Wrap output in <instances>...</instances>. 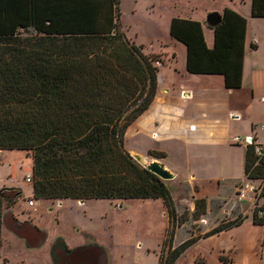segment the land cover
<instances>
[{
    "label": "trees",
    "instance_id": "1",
    "mask_svg": "<svg viewBox=\"0 0 264 264\" xmlns=\"http://www.w3.org/2000/svg\"><path fill=\"white\" fill-rule=\"evenodd\" d=\"M119 6V0H0V152L22 151L31 159L33 200H160L169 226L156 264H174L196 239L172 249L173 230L187 217L175 213L164 181L124 147L126 130L154 99L158 68L155 57L119 30ZM250 15L264 18V0H251ZM216 19L211 48L197 21L172 18L169 36L185 47L189 74L221 76L224 87L235 90L246 20L229 8L210 22ZM147 156L165 154L149 150ZM263 169L264 157L248 145L244 176L257 178ZM4 190L0 220L11 216L1 213L2 202L9 208L22 197L18 189ZM204 212L205 201L196 200L192 218ZM241 222L221 223L204 236ZM99 252L69 250L61 239L50 250L52 264H96Z\"/></svg>",
    "mask_w": 264,
    "mask_h": 264
},
{
    "label": "crops",
    "instance_id": "2",
    "mask_svg": "<svg viewBox=\"0 0 264 264\" xmlns=\"http://www.w3.org/2000/svg\"><path fill=\"white\" fill-rule=\"evenodd\" d=\"M228 2L229 5L221 3L205 11V23L192 16L175 17L199 22L207 48L213 44V33L209 29L212 25L206 23L209 14L218 15L224 8H229L246 20L240 88L226 89L223 78L218 75H196L186 71L185 47L169 36V24L175 18L172 17L168 23V36L184 49L181 69L186 78L184 81L162 80L160 70L164 67L169 66L173 73L178 71L173 64L175 54L169 51V44L160 45V49L155 52L162 61L158 67L154 99L125 132L130 139L145 141L143 150L137 149L134 144L128 151L130 155L142 158L147 156L149 150L165 154L159 160L147 157L150 162L159 161L174 175L168 185L165 183L173 204L176 206L178 200L181 206L187 203L185 200L189 201L185 210L187 213L182 212L187 219L173 230L172 249L189 239L196 240L179 255L174 264H264V222L254 223L249 203L235 199L236 187L246 179L243 167L247 145L232 142L234 137H252L255 147L264 148V129H259L264 125V93L259 97L263 106L259 117L243 113L240 108L242 102L233 97L234 93L243 89L247 72H253L252 52L257 49V44L253 41L248 44V19L264 18L251 17V0H244L243 3L238 0ZM243 7L245 14L241 12ZM205 29L211 32L210 40ZM202 78H205L203 82L200 81ZM233 121L242 124L234 127ZM200 199L205 201V212L194 220V202ZM175 206L177 214L179 210ZM237 218L242 219L239 225L215 235L204 236L219 224ZM168 226L166 215L165 234ZM160 248L161 245L154 250L155 259L158 258Z\"/></svg>",
    "mask_w": 264,
    "mask_h": 264
},
{
    "label": "rangeland",
    "instance_id": "3",
    "mask_svg": "<svg viewBox=\"0 0 264 264\" xmlns=\"http://www.w3.org/2000/svg\"><path fill=\"white\" fill-rule=\"evenodd\" d=\"M219 1L121 0L120 3L119 0V30L141 47L144 55L155 57L157 68L162 60L155 52L160 45L169 44V51L175 54L173 64L178 73L166 66L160 70V76L166 81H184L186 75L181 69L184 49L169 39V20L175 16H192L205 23V11L221 3L229 5L228 0ZM244 9L241 10L243 14ZM205 34L210 40L211 32L205 29ZM247 34L248 44L250 41L257 44V49L252 52L253 72H247L243 89L233 97L242 102L243 113L259 117L263 110L259 97L264 93V19H248ZM232 123L234 127L242 124L240 121ZM134 144L143 150L145 141L130 139L127 133L125 149L129 151ZM142 161L148 164L150 159L144 156ZM30 174L31 159L24 152H0V191L18 189L22 193L13 207L7 208L2 202L1 213L8 212L11 216L0 220V264H52L50 250L57 239H61L69 250L101 249L99 254L104 253L105 264H156L154 250L163 242L166 229V212L160 200H33L31 185L25 182V177ZM31 199L34 206L28 207L27 201ZM176 201L177 214H186L189 201L185 200L187 203L181 206ZM12 221L23 225L28 222L35 226L30 227L34 228L33 233L24 230V239L16 237L9 230Z\"/></svg>",
    "mask_w": 264,
    "mask_h": 264
},
{
    "label": "built area",
    "instance_id": "4",
    "mask_svg": "<svg viewBox=\"0 0 264 264\" xmlns=\"http://www.w3.org/2000/svg\"><path fill=\"white\" fill-rule=\"evenodd\" d=\"M259 129L263 130L264 125H261ZM232 142L236 144L243 142L247 146L254 145L252 137H245L244 139L234 137ZM255 153L259 157H264V148L255 147ZM25 182L31 184V174L25 177ZM235 199L238 202L249 203V211L252 216L257 220L264 221V169L261 175L257 178H246L238 187H236ZM27 206H34L32 199L27 201Z\"/></svg>",
    "mask_w": 264,
    "mask_h": 264
},
{
    "label": "water",
    "instance_id": "5",
    "mask_svg": "<svg viewBox=\"0 0 264 264\" xmlns=\"http://www.w3.org/2000/svg\"><path fill=\"white\" fill-rule=\"evenodd\" d=\"M217 14L214 13L212 15H209L206 18V23L208 25H216L218 23V19H216V21H214L213 23L210 22V19L216 17ZM141 167H143L145 170L149 171L150 173H152L153 175H155L156 177H158L160 180L162 181H168L173 179L174 175L168 171L164 165L162 163H160L159 161H151L148 164H144V162L142 161V158L138 155H135L132 157ZM23 223L18 222V221H14L13 223H11L9 230L18 238L20 239H24V229L22 228ZM97 264H105V255L104 253L99 254L98 259H97Z\"/></svg>",
    "mask_w": 264,
    "mask_h": 264
},
{
    "label": "flooded vegetation",
    "instance_id": "6",
    "mask_svg": "<svg viewBox=\"0 0 264 264\" xmlns=\"http://www.w3.org/2000/svg\"><path fill=\"white\" fill-rule=\"evenodd\" d=\"M14 221H12L11 223H13ZM24 223H26V224H24L22 227L24 228V230L26 231V230H29L31 233H33V229L32 228H30L31 226L32 227H35V226H33V225H31L30 226V224L28 223V222H24Z\"/></svg>",
    "mask_w": 264,
    "mask_h": 264
}]
</instances>
